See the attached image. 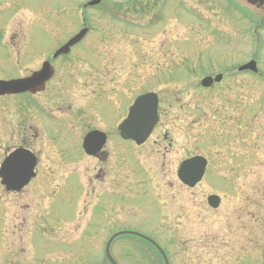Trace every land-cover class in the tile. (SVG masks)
Returning a JSON list of instances; mask_svg holds the SVG:
<instances>
[{
  "label": "rangeland",
  "instance_id": "374dc122",
  "mask_svg": "<svg viewBox=\"0 0 264 264\" xmlns=\"http://www.w3.org/2000/svg\"><path fill=\"white\" fill-rule=\"evenodd\" d=\"M87 1L45 4L81 8ZM129 1L120 3L126 16L100 10L107 3L85 13L98 32L90 38V77L99 89L90 114L73 130L79 138L70 129L57 134L40 115L33 120L26 109L19 111L37 124L25 137L41 164L22 193L8 194L0 185V264H106L107 236L121 231L152 238L170 264H264V13L240 0H184L188 9L177 6L183 0H168L165 11L167 0H139L136 7L144 9L136 14L128 12ZM8 12L0 1V21ZM67 32L53 39V48ZM108 44L126 58L122 67L103 63ZM33 55L24 56L18 74L40 65L43 58ZM250 60L258 72L239 73ZM218 73L221 83L201 88L203 77ZM151 91L159 97V122L138 147L119 138L117 125L133 99ZM4 122L0 163L19 144L15 134L2 132ZM92 130L107 136L98 157L81 147ZM195 155L208 164L201 182L188 189L177 169ZM213 194L222 198L217 210L207 205ZM111 252L118 264H162L132 237L114 241Z\"/></svg>",
  "mask_w": 264,
  "mask_h": 264
},
{
  "label": "flooded vegetation",
  "instance_id": "af4514ba",
  "mask_svg": "<svg viewBox=\"0 0 264 264\" xmlns=\"http://www.w3.org/2000/svg\"><path fill=\"white\" fill-rule=\"evenodd\" d=\"M47 6L45 1L42 0H28L24 9L28 22L23 24L24 40L21 53L23 56L26 54L32 56V54H34L39 59L43 58L42 61H40V65L28 71V73L18 74L15 69L19 70L21 63L14 61L12 51L13 49L19 48V46L15 45L13 40H10L7 46H4L3 49L1 48L0 79L6 81L29 76L34 71L39 70L43 62H49L53 68L54 75L46 83L44 92L35 96L29 94L22 95L26 96V98H24L26 102L21 108L26 109L27 113L34 112L35 114L38 112L49 118L51 120L50 122L53 123L52 130H55V132L57 131V134L63 131L62 129L66 131L70 129L69 131L75 134L73 136L78 137L77 133L73 130L75 127L82 126L80 120L84 114H90V106L92 102L95 101V93L99 89L92 85L94 77L92 75L90 77V64L93 63L91 62L92 57H90L92 55V51H90V38H96L98 32L95 31L94 27L90 24L89 18L86 17L83 19L82 26L79 28V20L75 18L74 8H64L61 3L55 8L48 9ZM69 27H74L76 30L73 31V29H69ZM83 28L87 29L84 38L76 45L72 46L67 55H60L53 58L54 52L60 46L66 44ZM65 31H68L67 37L63 38L64 41H61L62 43L58 47L53 48L50 43L61 33L65 34ZM107 47L105 51L106 55L103 60V63L107 64V69H110V67L114 65H121L122 67V64H126L124 60L126 59L125 57L116 55V53H119V49L114 51L110 44H108ZM46 50L48 51L47 53ZM78 52H81V54L78 55ZM92 56L94 58V55ZM84 65H87V67ZM84 68L87 69V72L83 70ZM71 71H74L73 78L70 73ZM114 72L115 70L108 71V75ZM3 73L6 75H3ZM77 77L82 79L81 83H78L79 80ZM102 78L106 79V76H102ZM113 83H115L114 85L117 84V82ZM79 85H81V88H78ZM90 86H92L91 97ZM113 90H115V88H113ZM16 97L18 96H5L2 97V99L5 100ZM61 100H63L61 105H57ZM31 101H35L36 104L33 103V105ZM27 102H30V104H27ZM13 105L12 103V106L6 105L4 108L8 111L5 114V126H3L1 130L3 132L6 128V134L12 137L14 134L16 135L19 141L17 147L28 148L29 142L25 136H27L28 130L32 128V126L28 125V120L26 118H14L17 113L20 115L21 113L16 108L13 109V107H15ZM14 126L17 127L16 130H14ZM164 140L168 142L170 147L171 141L168 140L167 136L164 137Z\"/></svg>",
  "mask_w": 264,
  "mask_h": 264
},
{
  "label": "water",
  "instance_id": "95a60500",
  "mask_svg": "<svg viewBox=\"0 0 264 264\" xmlns=\"http://www.w3.org/2000/svg\"><path fill=\"white\" fill-rule=\"evenodd\" d=\"M98 2L99 0H96L90 5H95ZM78 40L79 36L72 39L70 44ZM60 52H63V50H60L58 53ZM243 70H251L255 72V62H250L244 65L240 68V71ZM221 78L222 77L218 75L215 77L214 81L219 82ZM47 79L48 76L45 74V67H43L42 70L33 74L29 78L0 82V95L17 94L26 90L36 92L40 90V87H42ZM212 83L213 80L209 77L202 81V85L205 87L210 86ZM157 121V96L153 93L142 95L135 100L134 104L129 109L127 118L118 127L120 136L125 140H132L138 145L142 144L150 135ZM105 141L106 138L103 133L94 131L85 137L83 148L88 155L93 156L101 150ZM35 164L36 160L30 152L22 149L13 151L8 155L0 167L1 184L5 186L7 191H20L29 183L30 179L35 176L33 171ZM205 167L206 161L203 157L196 156L185 160L182 162L180 169L178 170V178L183 184L192 188L201 180ZM219 202L220 200L218 197L211 196L208 198V203L213 208H216ZM120 234L124 233L115 235L106 245V257L111 264L116 263L109 252L110 244L112 240ZM137 236L150 242L159 251L165 264H168L164 252L157 244L147 237L139 234H137Z\"/></svg>",
  "mask_w": 264,
  "mask_h": 264
}]
</instances>
